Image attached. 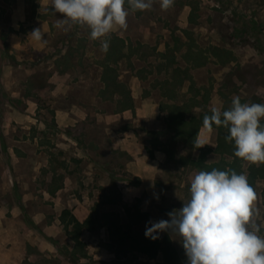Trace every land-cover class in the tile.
I'll use <instances>...</instances> for the list:
<instances>
[{
	"label": "rangeland",
	"instance_id": "rangeland-1",
	"mask_svg": "<svg viewBox=\"0 0 264 264\" xmlns=\"http://www.w3.org/2000/svg\"><path fill=\"white\" fill-rule=\"evenodd\" d=\"M37 2L14 0L9 3L0 0V73L6 69L2 58H5V53L10 54L5 32L9 29L15 31L13 26L20 27L14 25L10 14L14 8L23 5L21 7H25L32 16L27 28L37 20H44L49 21L53 30L58 29L49 36L50 44L45 49L32 52L30 61L31 65L40 63L34 82L44 89L42 98L38 100L39 108L44 110L43 122L56 125L53 106L66 112L76 102L87 111L86 115L75 116L78 120L75 127H62L64 131L58 137L54 136L55 141L59 139V147L45 141L44 153L49 162L43 174L53 176L50 188H61L66 181L69 192L74 193L70 196L65 193L61 204L84 206L86 209L83 211L88 214L95 203H100L101 210H116L124 217L122 206L132 205L138 199L141 209L149 213V219L136 227L142 232L146 231V226H151L149 221L170 220L168 213L180 209L190 198L191 179L199 172L196 164H203L204 171H211L213 168L221 170L223 162L219 165L206 163L211 151L209 147H199L192 151V155L188 148L178 150L174 156L170 153L166 161L158 164L161 176L148 183L137 197L133 188L139 181L127 165L132 157L116 147L113 132L105 131L101 123L104 121L99 116L101 109L111 111L116 108L114 101L106 102L99 96L116 94L119 90L116 83L119 70L131 72L134 69L135 72L138 69L136 74L141 94L150 90L156 97L173 96V101H187L189 107L198 102V107L205 112L213 107L229 109L234 95L240 97L241 103L264 104V0H175L167 10L160 7V0H153L152 7L144 11L132 10L126 0L129 15L123 37L119 38L112 32L98 40L90 38V30L86 27L73 24L67 31L58 28L56 21L63 16L52 14L51 0L43 6ZM178 29H183V33L180 34ZM102 40H109L107 52L102 50ZM121 56L124 59L119 65ZM12 58L13 63L16 59ZM131 59L135 62L134 68ZM14 62L18 65L26 63ZM185 63L186 68L177 66L176 72L173 71L174 65ZM207 65L210 67L199 71V83H195L191 70ZM105 72L107 85L103 82ZM52 76L58 78V84L49 82ZM173 76L178 78L167 82ZM149 78L156 81L148 82ZM57 87L59 93H55ZM52 92L61 95L53 100ZM163 101L171 102L170 99ZM163 103L161 101V107L165 108L167 105ZM82 116L85 120L79 121ZM66 119L65 115L64 120L68 123ZM110 124L115 129V123ZM140 130L139 141L143 147L139 148V157L142 160L155 159L158 136L147 130L145 125ZM172 147L167 144L163 150L168 151ZM32 188L29 184V189ZM106 196L116 199V204L106 203ZM19 197L15 191L0 194V200L8 206L13 203L18 205ZM31 198L27 203L28 211L42 210L51 220L56 217L58 211L53 201L42 199V195ZM7 217H11L10 212ZM71 218V210L61 212L63 227L54 238L55 243L61 254H70L73 250L77 258L85 257V264H90L93 260L88 255L86 244L82 249H76L74 245L70 251L73 244ZM99 230H96V241L104 247ZM154 235L163 241V251L156 257L130 253L117 257L118 261L123 264H188L177 235L170 230ZM39 255H36L34 264L45 262ZM24 264L32 262L24 260Z\"/></svg>",
	"mask_w": 264,
	"mask_h": 264
},
{
	"label": "crops",
	"instance_id": "crops-1",
	"mask_svg": "<svg viewBox=\"0 0 264 264\" xmlns=\"http://www.w3.org/2000/svg\"><path fill=\"white\" fill-rule=\"evenodd\" d=\"M37 3L41 6L47 5L48 0H38ZM21 6L14 8L10 14L14 25H20V27L13 26L15 31L9 29V32H5L10 47L9 53L15 58L5 53V58L3 57L2 61L6 69L0 73V164L2 165L0 168V194L8 192L11 194L15 191L20 196L18 205L13 203L12 206H8L0 200V264H24V260L34 264L38 254H41L40 258L45 261L43 264H85L87 262L85 257L77 258L73 254L74 242H72L70 254H61L54 238L61 233L60 227H63L61 212L64 209L71 210L73 218L80 222L85 220L88 212H84L83 210L86 208L81 205L61 204L63 195L70 196L74 192H69L70 189L67 187L66 181L61 188H50L53 176L49 174L44 176L43 171L48 167L49 162L44 153L45 141H50L59 147V139L55 141L54 136L58 137L59 133L64 131L62 127H75L78 122L75 116L86 115L87 111L76 102L66 112L60 107L54 108L53 106L56 125L51 126L43 122L44 110L39 108L38 100L42 98L44 89L34 82L40 63L31 65L30 61L32 52L45 49L50 44L49 36L55 34L58 29L53 30L49 27V21L44 20H37L27 28V24H29L27 22L32 19V16L25 7ZM37 15L38 12L35 18ZM36 28H40L44 32L43 38L47 41L46 43L35 41L30 36ZM178 31L180 34L183 33V29H178ZM112 32L119 38L125 34V31L118 26ZM11 58L16 59L14 61L17 62L26 63L18 65L14 61L12 63ZM123 59L124 57L121 56L118 60L119 65ZM131 63L134 68L133 59H131ZM174 66L173 71L176 72L177 66L186 68L187 64ZM209 67L207 65L191 70L193 81L198 84L199 71L207 70ZM137 70L135 69V72L134 69L131 72L119 70L116 81L119 90L116 94L99 96L106 102L114 101L116 108L111 111L101 109L99 116L104 121L101 123L105 126V131L113 132L117 141L116 147L132 157L127 165L128 170L139 181L136 183L137 187L133 188L137 197L144 188L146 189L148 183L161 176V170L157 169L158 164L166 161L167 155L170 153L173 156L177 154L178 150L188 148L192 155V151L199 147H209L211 151L206 163L217 165L223 161L232 163V156L217 150L219 145L218 128L213 125L211 129H206L203 126L204 115L211 111L201 110L198 107V102H195L194 107H189L187 101L181 103L173 101V96L163 98L164 96L160 95L156 97L150 90L147 91V94H141ZM54 76L49 79V82L58 84L59 80ZM174 77L167 82L170 83L171 80L178 78V76ZM155 81L156 79H148V82L151 83ZM59 92V87H57L55 93ZM60 95L52 92V99H57ZM70 97L69 95V99H71ZM186 97L188 99V96ZM163 99H170L171 102L163 101ZM161 101L164 102V106L167 105L165 108L161 107ZM65 115L68 123L64 120ZM83 120H85L84 116L79 121ZM110 123H115V129ZM198 123L201 125L196 128ZM261 124L264 125V120L261 121ZM143 125L158 136L156 138L159 147H156L155 159L152 160H142L139 157V148L142 146L139 136ZM190 130L195 132L193 138L187 136V131ZM167 144H171L172 149L163 150ZM227 144L234 146V141L227 142ZM242 164L241 173L248 177L249 183L257 193L255 207L258 209L259 215L255 219L257 223L264 224L262 216L264 212V176H257L250 163L243 161ZM22 165L23 167H21ZM260 166L262 165L255 164L254 168ZM195 167L197 171L203 170V164L198 163ZM226 168L229 169V165ZM29 184L33 186L32 190L29 189ZM38 195H42V199H50L54 202L55 210L58 211L54 219H48L47 214L42 210H27L28 201L32 199V196ZM8 212L11 213V217H7ZM262 229L260 235L264 234V228ZM99 231L100 237H103V242H105L104 247L99 246L96 241L97 231L83 230L80 236V240L89 249L88 255L92 257L93 262L90 264H123L118 261L117 255L106 247L109 242L107 230L101 228Z\"/></svg>",
	"mask_w": 264,
	"mask_h": 264
},
{
	"label": "clouds",
	"instance_id": "clouds-1",
	"mask_svg": "<svg viewBox=\"0 0 264 264\" xmlns=\"http://www.w3.org/2000/svg\"><path fill=\"white\" fill-rule=\"evenodd\" d=\"M175 0H160L167 10ZM126 0H51V11L56 26L67 31L73 24L90 30V38L98 40L118 26L127 28L129 10ZM132 10L144 11L153 0H127ZM30 36L46 43L44 32L34 29ZM107 52L109 40L101 41ZM264 104L241 103L239 96L232 97L231 107L220 110L213 107L203 117V126L213 125L228 130L226 142L235 145L234 155L250 164H264ZM190 198L180 209L168 213L170 220L149 221L145 236L153 240L154 233L171 231L177 235L185 250L188 264H264V224L257 223L255 207L257 193L248 177L235 170H201L191 179Z\"/></svg>",
	"mask_w": 264,
	"mask_h": 264
},
{
	"label": "trees",
	"instance_id": "trees-1",
	"mask_svg": "<svg viewBox=\"0 0 264 264\" xmlns=\"http://www.w3.org/2000/svg\"><path fill=\"white\" fill-rule=\"evenodd\" d=\"M6 1L12 3L14 0ZM30 1L33 2V0ZM215 49L220 50L218 48ZM103 82H105V85L108 83L106 72L103 77ZM207 114L210 115L211 113L207 112ZM200 125L201 123H198L196 128H199ZM217 128L219 130V145L217 150L233 157L232 163L223 161L221 171L232 169L240 174L244 160L235 157V145L229 146L225 141V136L228 135V130L223 126ZM194 135L195 132L193 130L187 131V136L193 138ZM227 165H229V169L226 168ZM261 165L262 166L259 168H254L255 164H251L252 170L257 176H264V164ZM116 202V199L106 196V203L116 204ZM122 209L124 211V217L121 212L116 210H101V204L95 203L84 221L80 222L71 218L72 230H70V235L75 244V248L82 249L84 246V243L80 240L83 230L96 231L105 228L109 239L107 247L109 250L113 251L117 257L125 256L130 253H140L149 258H154L159 252H162L163 241L161 239L157 238L153 240L146 237L145 232L136 229L138 225L149 219V213L142 211L138 199L132 205L124 204Z\"/></svg>",
	"mask_w": 264,
	"mask_h": 264
}]
</instances>
